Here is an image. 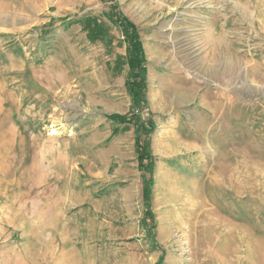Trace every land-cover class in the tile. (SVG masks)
<instances>
[{"label":"rangeland","instance_id":"obj_1","mask_svg":"<svg viewBox=\"0 0 264 264\" xmlns=\"http://www.w3.org/2000/svg\"><path fill=\"white\" fill-rule=\"evenodd\" d=\"M0 264H264V0H0Z\"/></svg>","mask_w":264,"mask_h":264},{"label":"trees","instance_id":"obj_2","mask_svg":"<svg viewBox=\"0 0 264 264\" xmlns=\"http://www.w3.org/2000/svg\"><path fill=\"white\" fill-rule=\"evenodd\" d=\"M101 1L103 3H109L116 0ZM116 9L117 6H115L114 10ZM107 18L114 26L120 27L123 30L125 42L128 45L126 57L130 66L128 86L130 88V91L132 92V108L133 110L138 111L141 107V104L145 102L144 95L142 94V90L145 87V69L142 67V64L146 61L139 31L138 28L119 11L116 13L108 14ZM76 23H81L83 25L87 33V38L90 42L95 43L97 41H104V33H107L108 28L105 25L98 23L97 19L92 18V16H88L79 21L73 22L72 24ZM138 81H140L139 84ZM136 83L137 85H139L138 90H135L134 84ZM133 116L135 115L133 114ZM107 119L114 126V134H117L119 130L122 129L121 127L124 124H127L128 121H130L127 116L119 114L109 115L107 116ZM135 125L139 126L141 133H148V129H151L153 127L152 121H147L145 123L142 120H137L135 121ZM136 149L139 154L140 167L151 173L154 166L153 158L148 146L141 143V137H139V139L137 140ZM150 183L151 182L147 183L148 188L150 186Z\"/></svg>","mask_w":264,"mask_h":264}]
</instances>
